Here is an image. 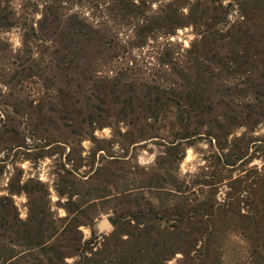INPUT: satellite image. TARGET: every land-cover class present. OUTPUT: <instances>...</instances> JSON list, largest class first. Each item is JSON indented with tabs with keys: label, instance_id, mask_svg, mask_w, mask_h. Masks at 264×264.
I'll return each mask as SVG.
<instances>
[{
	"label": "rangeland",
	"instance_id": "obj_1",
	"mask_svg": "<svg viewBox=\"0 0 264 264\" xmlns=\"http://www.w3.org/2000/svg\"><path fill=\"white\" fill-rule=\"evenodd\" d=\"M0 264H264V0H0Z\"/></svg>",
	"mask_w": 264,
	"mask_h": 264
},
{
	"label": "water",
	"instance_id": "obj_2",
	"mask_svg": "<svg viewBox=\"0 0 264 264\" xmlns=\"http://www.w3.org/2000/svg\"><path fill=\"white\" fill-rule=\"evenodd\" d=\"M104 226L108 228V227L111 226V224H110V222H106V223L104 224Z\"/></svg>",
	"mask_w": 264,
	"mask_h": 264
},
{
	"label": "trees",
	"instance_id": "obj_3",
	"mask_svg": "<svg viewBox=\"0 0 264 264\" xmlns=\"http://www.w3.org/2000/svg\"><path fill=\"white\" fill-rule=\"evenodd\" d=\"M197 79H198V81H201L200 78H199V76H197ZM202 81H203V80H202Z\"/></svg>",
	"mask_w": 264,
	"mask_h": 264
}]
</instances>
